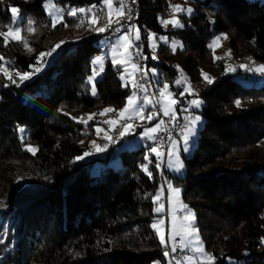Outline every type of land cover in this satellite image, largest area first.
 Here are the masks:
<instances>
[{"label": "trees", "instance_id": "16d2710c", "mask_svg": "<svg viewBox=\"0 0 264 264\" xmlns=\"http://www.w3.org/2000/svg\"><path fill=\"white\" fill-rule=\"evenodd\" d=\"M170 1L137 0L135 23L150 87L168 83L177 89L173 80L179 70L194 84L202 70L213 78L197 93L204 101L199 110L204 121L195 147L182 155L180 177L157 168L150 145L117 150L122 140L74 162L89 149L99 110L122 107L130 92L108 58L103 72L95 67L102 73L95 80L96 95L88 82L100 52L98 40L115 24L103 33L93 25L72 33L80 20L68 10L101 0H52L64 9L66 27L62 20L52 26L45 0H0V31H7L10 9L17 7L21 34L31 48L12 39L5 47L0 37V63L17 84L16 71L31 72L40 52L65 41L43 70L19 87L0 72V201L6 205L0 208V264H166V248L151 227L159 216L152 198L166 176L194 210L195 226L215 258L212 264H264V83L250 75L251 85L242 84L234 74L244 70L226 73L210 47L224 34L232 55H249L264 65V0H181L192 15L181 13L183 27L164 31L161 18ZM29 19L33 32L27 30ZM149 33L175 37L182 47L173 51L166 40L154 51ZM175 110L184 113L179 104ZM82 115L87 123L79 122ZM20 126L26 141L19 138ZM99 140L101 146L107 141ZM25 145L37 149L35 154ZM113 157L117 166L108 164ZM236 229L238 234L230 233Z\"/></svg>", "mask_w": 264, "mask_h": 264}, {"label": "rangeland", "instance_id": "374dc122", "mask_svg": "<svg viewBox=\"0 0 264 264\" xmlns=\"http://www.w3.org/2000/svg\"><path fill=\"white\" fill-rule=\"evenodd\" d=\"M117 1L118 0H113V4H112V17H111V19L114 22L116 20H118L119 17H120V16L117 15V10L119 9V5H118ZM100 4L104 8V16H103L102 21L98 22V23L96 22L95 24H92V23H90V20H92L93 18L90 16V17H88L87 21L86 20L84 21L85 23L84 22H81V23L79 22L80 23L79 27H78V24H77L78 22H76L75 26L72 29V33L82 29L85 26H90V25H93V31H96L95 29L100 28V27H104L107 24L108 19H109V17H108V11H109L108 6L103 3V0H101ZM170 4L171 5H181L184 8L187 7L185 5V3L182 2L181 0H171L169 5ZM56 9H59V7L57 8L55 6V8H53L51 10L52 11H56ZM46 13L48 14V16H50L48 10H46ZM181 13H184V12H181ZM181 13H176L175 15L179 18L180 22L182 23ZM58 15H62V13H59ZM173 15L174 14L171 12L170 8H168L167 11H166L164 19H171ZM62 17H63V15H62ZM76 18H77V16H76ZM63 22H66V19L63 18L62 19V24H63ZM63 27H66L65 24H63ZM171 28H172L171 25H168V26L163 25L164 31H168V29H171ZM150 34H154V33H149V35ZM112 35H113V33H111V36L109 38L105 37L106 35L99 38L98 45L100 47V52L97 55H95L94 58L97 57V56H104L105 59L108 58L110 60V62L112 63L113 49L116 50V58L118 60L119 59H123L126 62L123 63V64L116 65V66H114L113 63H112V65H113V67H116L119 70L118 76H119V79L121 80L122 86H128L129 85V87H130L129 96H130V95H132L134 93V90L132 88L131 83H133V80H134L133 76H132V73H133V75L135 74V72H134L135 69H133L131 61H130L131 60L130 48L129 47L127 48L126 54H125V49H124L125 41H127V43L129 45H131V43H130L131 41H130V38H129L130 35L128 33H126V32H124L122 34H119V35H113V36ZM149 35H148V44H149V47L153 48L154 51H155L158 43L160 42L161 38H165V39H161L163 42H166V40H168V36L166 34H159L158 36H156L154 34L152 40H149ZM21 36L23 37V34H21ZM121 37H124V39H121ZM133 37H134V33H133ZM216 37H222V39H224V40L220 39L219 46L215 47L214 50L211 47L212 51H213V54H214V57H217V58H220V59L223 60L224 70H225L226 73H235V71L238 70V69L244 70V72H245L244 74H241V75L240 74H234V78L236 80H238L239 82H241L242 84H244V85H251V81H250V78H249L250 75H251V71L246 70V68H241L240 65L241 64L246 65L248 68L253 69L252 71L255 72L256 74L261 75L262 73H260L258 71H255V69L259 65H262V64H260V62H257L255 59H253L249 55L243 56L240 59L235 57L232 54L225 55L226 53L229 52V50H228V48H227V46L225 44L226 39L222 35H217ZM216 37H214L212 39V41L210 42V45L212 44V42L215 40ZM8 39H11V37H9ZM60 41L61 40L56 41L54 45L58 44ZM174 41L177 42L175 37L170 39V40H168L170 45H172V43ZM51 57L53 59V55ZM51 57H46V59L48 61L52 60ZM232 58H234L236 60V63L231 62ZM105 59H104V62H105ZM104 62H103V67H104ZM95 66H97L100 69L99 65H95ZM95 66L93 65L92 69H94ZM231 69H234V70H231ZM202 72L208 74L205 70H202L201 73ZM100 75L96 76L95 80ZM131 76H132V81H131ZM260 78L261 79L259 80L258 84L264 83V78H262V77H260ZM177 80H180L181 82L179 84H177L176 83ZM208 84L209 83H207V81L204 79V77L202 75H201L200 82H198L197 84L191 83L190 80L188 79L187 75L182 70H179L177 75H176V77H175V79L173 80V85L177 89L173 90V89L170 88V86H169V89H168V91L172 93V97L171 98L175 99L177 101L176 104L172 105V110L179 104L180 110L183 108L184 110H182V111L186 112L188 114V117H187L188 119L186 120V124L188 123V120L191 119L192 117L199 116L201 118L199 123H198L197 132L202 127L203 121H204V120H202L203 117L199 113V110H200L201 106L199 108L192 107V106L189 105V101H191V100H199L201 102V105H203L204 104L203 99L200 96H198V94L194 91L193 86L195 85L197 88H200V87L207 86ZM163 86H161V87L154 86L152 88L149 85V88L151 90L153 98H149V97L139 98V96L135 93L136 94L137 103H138V107L136 109H134L131 113L128 114V115L131 116L130 119L127 118V116L124 119H120V117L118 115L119 110L122 109L124 107V105L127 103V98H126V100L124 102V105L122 107H120V108H115L114 109L111 106H108V107L106 106V107L103 108V110L105 108H112V109H114V111L105 113L104 115H100L99 113L103 112V110H99V112H98V124H96L94 126V130H93L94 131V138L88 140V145H89L88 151H94L93 144H92L93 141H95L97 144L101 145L100 142H98V141H100L99 140L100 138L105 139L104 137H105L106 134L108 136L112 137V139L115 141V143H117L119 140H122V143H120L118 145L117 150L125 148V147H128V148L131 149V147L135 146L136 144H142L143 146L150 145V149L155 147L161 153V155L159 157H157V155L152 152L157 157V161L160 164L161 170L164 168V170L166 172L170 173L171 175L178 176V177L182 176L184 174V168L180 172H176V171L173 170V168H170L168 166V164H169V157H168V154H167L168 150H167V153H165V151H162V149L159 148V146L155 142H153V139H148L147 136L144 134L146 128H149V127L153 126V124L149 123L150 120H148V118L144 119L143 112H144L145 108H155V102H156L161 107V110L164 113V107L166 106V101L162 100L161 94H160V89L163 88ZM187 86H190V88L192 89L191 94H189L188 92H184V89ZM35 87L37 88V87H39V85L34 86L31 89H35ZM182 92L184 94L180 95V93H182ZM145 98H147V102L145 101ZM181 101H183V103H181ZM81 118L85 119V116L82 115ZM112 120L118 121L114 128L111 127L108 123H105V121H112ZM134 120H136L137 122H134ZM125 124H131L132 125V129H131L130 132H128L127 135H125L123 138H121L119 133H120V131L123 130V126ZM139 127H141V129L135 133L136 129H138ZM98 128L100 129L99 134L97 133V129ZM18 133H19V138L21 139V141H26L27 132L25 131L24 127L20 126L18 128ZM129 135H132V136L129 137ZM197 136H198V133H196V135H195V137H194V139H193V141H192V143L190 145L191 151H192L193 147H195ZM181 137H182V135L175 136L173 139H176L178 141V147H180V149H181L179 151V156H180V159L182 160V162L184 164L182 155L184 157L188 156L191 153V151L184 152L182 150L183 140L181 139ZM115 143H109V141L105 142V144H108V146H112ZM170 143H171V141L168 144V148L170 146ZM262 143L264 145V140L262 141ZM91 156H88V157H91ZM174 159L175 158L173 157V160ZM108 164L111 165V166H117L118 159L116 157H113L112 159L109 160ZM169 183H171L173 186L178 187V188L181 189V187L179 185H177L173 181L172 178L167 177V176L164 177V180H163V182H161L160 187H159V189L157 191V193L158 192L160 193L159 199L155 203L156 208H161L162 209L160 212H157L159 216L156 218L155 221H163V224L158 225V226L163 230V233L165 235L166 244H164L163 246H165V248H166L165 251H167V252H168L167 245L172 242V241L167 239L170 230L173 228V225L179 226L180 222L183 221V219H184V217L186 215L185 210L183 208H181L180 203L186 204L188 206V203L183 200L181 193H180V196H179V202H177L176 197L173 195L172 201H171V205L169 204V200H168V197L170 195V193L168 191V184ZM164 198L166 200V203L163 200ZM190 209L194 212V210L192 208H190ZM179 212H180V214H182L181 216H178L177 213H179ZM0 220H1V217H0ZM230 233L238 234V231L236 229V230L231 231ZM157 236H158V234H157ZM198 237H199V241L202 242L204 252L203 253H199V252H197L195 250L196 247H197L196 237H191L190 238L191 239V243L190 244L188 243V240L186 239L185 240V245L186 246H184V249H188L191 252V255L188 256V257L191 258V261L190 262L186 261L185 260L186 257H185L183 262H180V264H208V261L205 260L204 256H205V254H211V253H210L209 250H207L205 248V245H204L203 240L201 239L199 230H198ZM158 238H159V236H158ZM176 238H180V237L177 236ZM159 240H160V238H159ZM166 259H167L166 264H173V258L171 259L170 255L166 256ZM213 261H212V263H213Z\"/></svg>", "mask_w": 264, "mask_h": 264}, {"label": "snow or ice", "instance_id": "6c2138e0", "mask_svg": "<svg viewBox=\"0 0 264 264\" xmlns=\"http://www.w3.org/2000/svg\"><path fill=\"white\" fill-rule=\"evenodd\" d=\"M135 2V0H133V3ZM103 3L105 5L108 6V22L104 27H100L95 29L97 32L103 33L106 32L108 30V28L113 26V23L115 24H120L121 21L118 19L115 22L111 19L112 17V4H113V0H103ZM120 3V8L117 10V15L120 16L121 18L125 17V12H124V0H119ZM45 8L46 10H48L49 15L52 17V26L55 27V25L57 23H59L63 17L62 15H58L59 13H62L64 11V9H56V11H52L51 9L55 8V5L53 4L52 0H45ZM169 8L171 10V12L174 14L172 16L171 19H162L161 18V23L165 26L171 25L174 28H182L183 24L180 22L179 18L175 15L176 13H181L184 12L187 15L191 16L193 13V9L191 7L188 8H184L181 5H169ZM12 16H11V23L10 25H7V31H0V37L3 38L4 41V46L7 47L9 44V37H11V39L13 41L16 42H21L24 44L25 48H28L29 51H31V48L29 47V44L27 42V40H24L23 37L21 36V32L24 28V25L21 24V20L22 17L19 13V9L17 7H11L10 9ZM85 11H90V9H84V8H72L70 10H68L67 14L68 15H72L75 16L77 12H85ZM127 19H131V16L128 15ZM33 21L31 19H29L27 21V30L29 32H33L35 29L32 27L33 25ZM90 23L95 24L96 23V18H93L92 20H90ZM66 26V25H65ZM116 31H119V28L115 29ZM224 36V38H227L226 35L222 34ZM154 34H150L149 35V40L153 39ZM140 35H139V29H137V34H136V39H139ZM121 39H124V37H121ZM161 39H165V38H161ZM221 37H216L215 40L212 42V44L210 45V47L213 48V50L215 49V47L219 46V41H220ZM65 43V41H60L58 44L54 45L52 47V49L48 52H40L39 56H37L36 58V65H29L30 68H32L31 72L28 71H24V72H20V71H16V78H18L19 83L17 84V79H14L13 76L10 74L9 69H7L5 67V65L3 63H0V72L3 73L4 77L8 80H10L12 83L17 84V86L19 87L20 84H23L25 81L30 80L34 75H36L37 73L41 72L43 70V68L49 63V61L46 59V57H51L54 53L57 52L58 49L61 48V46ZM172 49L173 51L176 50L177 47H182V45L179 44V42L174 41L172 43ZM130 47V45L127 43V41H125L124 44V49H125V54L127 52V48ZM231 52L229 51L228 53H226L225 55H230ZM156 57L154 56L153 59H155ZM105 57L104 56H97L92 60V64L95 65H99L100 66V72L103 71V62H104ZM214 59H217V57H214ZM4 57L0 56V61H3ZM126 61L123 59H117L116 58V50L113 49V59H112V63L114 66L119 65V64H123ZM133 69H135L137 66L136 65H132ZM241 68H246V70L252 71L253 69L248 68L246 65L241 64L240 65ZM234 70V69H231ZM15 71V70H12ZM255 71H258L262 74H264V65H259ZM100 73L97 72L95 70V68L93 69V74L92 76H90L88 78V82L92 84V89H91V93L92 95H96V86H95V78L96 76H98ZM201 75L204 77V79L207 81V83L211 84L213 83V78L208 76V74L206 73H201ZM181 81L177 80L176 83L179 84ZM7 86V85H5ZM169 89V85L166 83L164 84L163 88L160 89V94H161V98L162 100L166 101V106L164 107V114L165 115H169L170 112H172V105L176 104L177 101L175 99H172V93L168 91ZM184 92H188L189 94H191L192 89L190 88V86L185 87ZM184 93H180V95H183ZM145 101L147 102V98H145ZM235 104L237 107H240L241 105V101L240 100H236ZM189 105L192 107H196L199 108L201 106V102L199 100H191L189 101ZM138 107V103H137V99H136V94L135 92L127 97V103L124 105V107L122 109L119 110V117L120 119H124L126 116L127 118H131L130 115H128L129 113H131L134 109H136ZM114 111V109L112 108H105L103 110V112L99 113L100 115H104L105 113ZM96 114H89L88 115V119H92ZM172 118L175 119V113L172 112ZM148 119H152V116L149 115ZM188 119V118H186ZM200 117L199 116H195L192 117L191 119L188 120V123L184 126L183 129V134L181 139L183 140V147L182 150L184 152H189L191 151V143L197 133V129H198V123L200 121ZM79 122L81 123H87V120L84 119H79ZM118 121L116 120H112V121H105V123H108L111 127H115V125L117 124ZM163 123V121H161L160 124H157L155 127H149L145 129V135L147 136L148 139H154L153 133H156L160 127L161 124ZM132 129V125L131 124H125L123 126V130L120 131L119 135L121 138H123L125 135L128 134V132H130ZM100 129H97V133L99 134ZM107 141H109V143H115V141L112 139V137L108 136L107 134L104 137ZM81 143H83L81 141ZM93 144V149L94 151H86L84 152L82 155H79L77 157L74 158V162L75 161H80L85 159L88 156L94 155L95 153H99V152H104L107 148H108V144H105L103 146L97 144L95 141L92 142ZM25 150L28 152H31L33 155L35 154V152L37 151V149H35L34 147H32L31 145H25ZM180 147H178V141L176 139H172L170 146L168 148V157H169V164L168 166L170 168H173L174 171L176 172H180L183 168H184V164L182 162V160L180 159L179 156V151H180ZM151 152L155 153L157 155V157H159L161 155V153L157 150V148L153 147L150 149ZM173 157L175 158L173 160ZM148 159V156H145V160ZM157 168L160 167V164L157 163ZM142 169L151 177V172L148 170L147 165H142L141 166ZM168 191L170 193L168 200H169V204L171 205V201H172V197L173 195L176 197L177 202H179V196L181 193V189L178 187L173 186L171 183L168 184ZM159 195L160 193L158 192L156 194V196H154L153 202H157L159 199ZM181 208H183L185 210V217L183 219V221L180 222L179 226L173 225V228L170 230L167 239L170 241H175L176 237H180V244L181 246H186L185 245V240H188V243H191V237H196V251L199 253H203L204 249H203V245L202 242L199 241V237H198V229L195 227V219H196V215L195 213L186 205L183 203H180ZM6 207V205L0 201V208ZM156 212H160L162 209L161 208H156L154 209ZM163 224V221H155L151 227L157 232L159 238H160V243L162 245L166 244V240H165V235L163 233V230L158 226ZM3 227L5 228V231L7 230V225H3ZM261 242L264 243V237L261 238ZM176 246L175 244H173L172 247V252H175ZM165 256H168L169 253L167 251H165L164 253ZM205 260L208 261V264H212V261L215 259L211 254H205L204 256ZM231 261V258H228ZM186 261H191L190 257H186L185 258ZM177 264H180V262L178 261Z\"/></svg>", "mask_w": 264, "mask_h": 264}, {"label": "built area", "instance_id": "2783aa9c", "mask_svg": "<svg viewBox=\"0 0 264 264\" xmlns=\"http://www.w3.org/2000/svg\"><path fill=\"white\" fill-rule=\"evenodd\" d=\"M128 3L129 5H131V12L125 13V17L121 18L120 25H115L113 27V30H111L106 36H111V33L113 32H120V34L124 32L127 33V27H134V37H129L131 41L130 42L131 45L129 48L132 52L131 55L132 59L130 60L131 64L137 66L134 72L138 73V75L141 76V84H139V98H144V97L153 98L151 90L149 89L148 75H146L142 42H140L141 41L140 38L136 39L137 28L135 21H136V17L138 16L137 9L135 6V2L133 3V0H128ZM94 11L96 13V18L98 21L99 13H98V9H96V4H94ZM128 15L131 16V19H127ZM66 24L67 23L65 22V25ZM116 28H119L120 30L116 31L115 30ZM95 67L98 68L97 66ZM250 78H252L253 81L258 80L256 78L255 72L253 71H251ZM172 112L175 113V119L172 118ZM172 112L169 113V115H165L162 112L161 107L156 102H155V108H145L143 112L144 119L148 118L149 115L152 116V119H148L150 120L149 122H155L156 124H160L161 121H163L160 129L156 133H153L154 136L153 142L161 145L162 151H165V153H167L169 142L175 136H180L183 134V129L184 126L186 125V120H187L186 118L188 117V114L186 112L182 114H180L177 110H173ZM134 122L137 121L134 120ZM94 155H96V153ZM163 200L165 201V198ZM177 214L178 216L182 215L180 214V212ZM173 244H175L177 249L175 252H172ZM167 247L170 249V252H172L173 264H176L178 261L183 262L185 257L191 255V252L188 249H184V247L181 246L179 238H176L174 242L172 241L171 243H169Z\"/></svg>", "mask_w": 264, "mask_h": 264}, {"label": "bare ground", "instance_id": "6f19581e", "mask_svg": "<svg viewBox=\"0 0 264 264\" xmlns=\"http://www.w3.org/2000/svg\"><path fill=\"white\" fill-rule=\"evenodd\" d=\"M137 3H138L137 0H135V6H136V9H137V15H139V9H138ZM75 8H77V9H79V8L90 9V11H85L83 13L77 12L78 15H79L78 18L80 20V23L81 22H84L85 20L87 21L88 20V17H90V16L92 18H96V13L94 11V4L93 5H83L82 7H79L78 6V7H75ZM96 9H98V13H99L98 21H97V18H96V22L98 23V22H101L102 19H103V16H104V8H103V6L101 4H96ZM124 12L125 13H130L131 12V5H129L128 0H124ZM119 20L121 21V17H119ZM116 25H120V24H116ZM127 33L130 35V37H133L134 27H127ZM119 34H120V32H113V35H119ZM106 37L109 38L110 36H106ZM221 40H224V39H222V37H221ZM131 55H132V52H131ZM131 59H132V56H131ZM231 62L234 63V62H236V60L234 58H232L231 59ZM255 75H256V78L257 79L260 78V77H262V76H264V74L263 75L262 74L261 75H258L256 73H255ZM139 84H141V76L138 75V73H135L134 80H133V83H132V88H133L134 92L138 96H139ZM193 89H194V91H196V93H199L200 92V89L197 88L195 85L193 86ZM157 145L159 146V148H161V145H159V144H157ZM168 253L170 255V258L172 259L173 258L172 257V252H170V249L169 248H168Z\"/></svg>", "mask_w": 264, "mask_h": 264}, {"label": "crops", "instance_id": "0c3cea01", "mask_svg": "<svg viewBox=\"0 0 264 264\" xmlns=\"http://www.w3.org/2000/svg\"><path fill=\"white\" fill-rule=\"evenodd\" d=\"M117 3H118V5H119V8H120V3H119V0L117 1ZM115 24V23H114ZM116 25V24H115ZM160 42H163L161 39H160ZM132 76H133V79H134V76H135V74L133 75V73H132ZM132 76H131V81H132ZM131 83V82H130ZM131 85H132V83H131ZM183 102V101H182ZM176 108V107H175ZM174 108V109H175ZM173 109V110H174ZM172 110V111H173ZM181 110H184L183 108L181 109ZM150 124H153V126L152 127H155L157 124L155 123V122H149ZM180 239V238H179ZM184 247V246H183Z\"/></svg>", "mask_w": 264, "mask_h": 264}]
</instances>
